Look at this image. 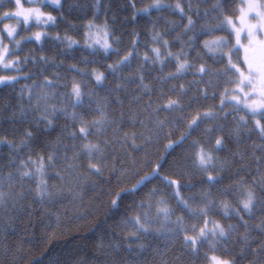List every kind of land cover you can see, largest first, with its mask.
Segmentation results:
<instances>
[{
  "label": "snow or ice",
  "instance_id": "obj_1",
  "mask_svg": "<svg viewBox=\"0 0 264 264\" xmlns=\"http://www.w3.org/2000/svg\"><path fill=\"white\" fill-rule=\"evenodd\" d=\"M138 3L143 0H127L113 11L111 0H0V92H16L26 82L10 97L18 103L4 106L11 131L0 133V149L8 150L0 156V253L7 264H24L23 244H31L19 226L50 227L41 213L51 215L47 206L61 204L65 188L73 203L83 201L85 186L99 192L89 215L102 213L104 220L85 238L97 241L99 255L75 245L31 264H264V0ZM129 9L130 18L121 16ZM74 13L78 19L91 16L82 31L91 57L83 58L85 68H64L62 60L31 49L24 54L31 43L40 53L49 45L81 47L67 30L50 31L64 23L77 32L69 19ZM142 20L151 24L154 45L143 55L136 31L130 49L117 35ZM172 33L176 52L165 39ZM172 81L177 83L165 90ZM61 119L71 124L58 127ZM163 140L169 156L182 150V162L166 175L167 156L155 167L149 159V148ZM230 143L245 150L233 151ZM141 152L151 168L144 175L132 156ZM217 215L236 222L221 223Z\"/></svg>",
  "mask_w": 264,
  "mask_h": 264
},
{
  "label": "trees",
  "instance_id": "obj_2",
  "mask_svg": "<svg viewBox=\"0 0 264 264\" xmlns=\"http://www.w3.org/2000/svg\"><path fill=\"white\" fill-rule=\"evenodd\" d=\"M68 3L72 4H90L93 2V0H67ZM127 0H111L113 11H118L120 9V6L125 4ZM152 0H143V4L138 3V7H142L148 3H151ZM165 3L174 4L176 0H164ZM210 6V5H209ZM52 10V9H51ZM53 15H57L56 12L53 11ZM127 15L131 16V10H127L121 13V16ZM159 13H153V19H157L159 16ZM164 15L167 16L168 20L170 21H178L179 16L178 15H172L170 13H165ZM78 16L77 13H74L73 17H70L69 19H72L74 23L78 25V30L83 27L88 22V19H91V16H88L86 19H78L76 18ZM101 23H103L104 17L101 16ZM110 19V17H109ZM161 27L157 28V31L162 32L163 31V25L164 21H159ZM69 32V35H72L73 38L76 35V32H72L67 29V25L64 23H61L58 27V29L54 30V33L56 31H59L61 35L65 33V31ZM133 31H136L139 34V40H140V46H139V53L141 55L144 54V50L152 47V44L150 42L149 36L151 33V24L147 23V21L142 20L139 24H131L129 23L128 26L125 29H122L120 32H117V35L120 36L121 40L123 41V46L127 49L131 48V42L137 39V37L130 35ZM175 33H172L171 35H168L165 37V39H168L171 44H174L175 46L172 48V51L176 52L180 50V46L178 43H176L175 40ZM147 45V47H145ZM29 49L32 50V54H42L47 55L50 59L53 57L57 58V63H60V61H63L64 68H67L69 65L75 64L81 68H85V65L83 63V58L88 57L89 53L84 50L83 45L81 44V47L67 50L66 45H61L59 48L53 49L50 45L46 46L43 53L39 52V46L31 43L28 44L25 48V53L28 54ZM65 50L68 54L65 56H60L59 52L60 50ZM123 54V53H122ZM194 55V54H193ZM116 57L113 56L112 60H115ZM112 60H109L108 63H111ZM211 63V62H209ZM31 67V66H29ZM91 67H95V65H89L87 66L88 70L91 69ZM174 70V69H173ZM167 71V70H166ZM166 74V73H165ZM49 78L52 77V70H49L47 73ZM67 75L71 76L73 73H67ZM125 75H135V71L130 73H125ZM156 73H153V76H155ZM192 79L191 75L187 77V80L190 81ZM26 83L25 81H21L20 84L16 86L17 91L12 92L11 90L0 92V114H2V119H0V133L4 132L5 130L11 131L13 125H11L8 122V117L11 115L10 111H5L4 106L6 103L9 102L10 97H14L18 95L19 88ZM30 83V82H29ZM146 83H152V81H146ZM177 83L176 81L170 82L168 85L165 86V90L168 87H171L172 84ZM179 83H185L184 80L179 81ZM131 90H135V86H131ZM123 98V95L122 97ZM131 97H129L130 99ZM10 102L12 104L18 103L15 99H11ZM147 102V98H145V103ZM218 103V101H217ZM133 109H135V105L132 106ZM125 112H127V103L125 107ZM18 111V109H16ZM117 117L119 116V110L116 112ZM166 114H161V119L164 118ZM231 120V118H230ZM65 123L71 124V121H64L61 119L58 122V127H62ZM22 127H27V125H23ZM138 131L139 129H124V131ZM59 135V133H54L52 136V139L54 140L55 137ZM180 135L179 132L174 134V139L178 138ZM11 138V137H9ZM65 143H70V141H65ZM139 143V141H137ZM168 143L167 140L161 141L159 144H157L155 147H150L149 151L151 152V156L149 159L152 161L153 167H155V164L157 162H161V158L167 156L168 159V166L164 170H162V175L168 174V172L171 170V166L173 164H176L178 161H181V149H177L176 152L169 156L165 152V145ZM229 147L236 151L239 149L240 151L245 150L244 145H236L235 143H230ZM8 150L6 148L0 149V156H7ZM71 155V153H69ZM226 153H221L222 157H225ZM132 156L135 158L137 162V167L144 169V171L141 172V175L148 174L151 172V168H148L144 163V153L141 152L139 154L132 153ZM8 169H4L3 174L7 175ZM107 175V173H106ZM92 180H95V177L92 178ZM187 182V181H185ZM52 183L60 185L63 187V184L60 181L53 180ZM151 187V185L149 186ZM83 201L76 200L75 203H73V200L68 197V189L65 188V199L61 204H57L55 207L52 205H48L46 212L50 213V216L44 215L42 212V216L44 217V224L50 225V227H44L41 226L38 229H31L29 228L27 231H24V226L20 225L19 229L22 233V237L24 241H31V244L24 243L23 244V254L25 255L26 259L24 261V264H31L32 261H40L41 259H44L49 255V252L53 256L62 254L66 249L73 247L75 245H85L86 246V253L88 255H99V253L95 250L94 245L97 243L95 239H85L87 237H91L94 229L98 222H103L104 217L102 213H97L96 215L92 216L89 215V211H94L96 208V200L99 196L98 191H93L91 187L85 186L83 189ZM190 193H186V195H189ZM102 199L107 202L108 197H102ZM35 208L37 210H40V206L37 204L35 205ZM77 217H87L82 219H77ZM217 220H220L221 223H235V220L225 221L221 218V216L217 215L213 217ZM34 221L38 218L36 216H33L32 218ZM27 223V222H26ZM109 224L112 223V221L108 222ZM255 223H259V219L255 221ZM119 231V230H118ZM243 232V229H241V233ZM99 236V233L96 234ZM255 235V233H254ZM235 239H239V237H235ZM15 243L19 246L21 244V240H16ZM160 245L163 246L164 241H159ZM231 247V245H229ZM253 247H256L254 244ZM79 256L80 254L77 253ZM83 258V257H80ZM46 262V261H45ZM0 264H7V260L5 257H3L2 253H0Z\"/></svg>",
  "mask_w": 264,
  "mask_h": 264
},
{
  "label": "rangeland",
  "instance_id": "obj_3",
  "mask_svg": "<svg viewBox=\"0 0 264 264\" xmlns=\"http://www.w3.org/2000/svg\"><path fill=\"white\" fill-rule=\"evenodd\" d=\"M5 2H7V0H5ZM47 11H52L51 9H46ZM98 23H101V19H99L98 21H97ZM0 26H2V25H0ZM34 30H36V29H33V31ZM50 31H52V34L54 35L55 33H54V30H50ZM82 31H83V27L80 29V31L78 30L77 32H76V35H75V37H74V39H78V40H80V42H81V44L83 45V37H82ZM22 35H30V33H22ZM6 43H7V41H6ZM154 45H152V47H153ZM148 51V49H145L144 50V53L145 52H147ZM0 74H3V73H0ZM12 74H15V73H12ZM45 264H47V262H45Z\"/></svg>",
  "mask_w": 264,
  "mask_h": 264
}]
</instances>
